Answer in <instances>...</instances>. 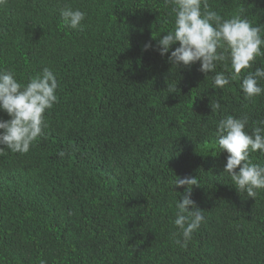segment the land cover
I'll return each instance as SVG.
<instances>
[{
  "label": "trees",
  "instance_id": "16d2710c",
  "mask_svg": "<svg viewBox=\"0 0 264 264\" xmlns=\"http://www.w3.org/2000/svg\"><path fill=\"white\" fill-rule=\"evenodd\" d=\"M208 2L264 36V0ZM65 6L87 13L81 28L63 25ZM170 13L165 0L0 6V69L26 84L48 67L59 83L44 135L27 153H0V264H264V189L255 198L238 192L214 143L227 115L246 114L249 132L264 119V96L246 100L239 87L264 57L215 89V73L205 76L199 62L168 61L178 42L163 57L157 51ZM215 71L227 74L220 63ZM249 158L264 165L260 152ZM176 176L198 179L192 199L205 217L186 248L173 235L186 187H172Z\"/></svg>",
  "mask_w": 264,
  "mask_h": 264
},
{
  "label": "clouds",
  "instance_id": "9594fccd",
  "mask_svg": "<svg viewBox=\"0 0 264 264\" xmlns=\"http://www.w3.org/2000/svg\"><path fill=\"white\" fill-rule=\"evenodd\" d=\"M6 3L7 0H0V6ZM165 5L171 6L173 26L166 34L155 36L159 37L157 51L163 57L178 42L179 46L167 55L168 61L175 67L185 68L199 62V71L205 76L215 73L213 88L222 90L232 80L239 79L242 70L250 69L258 57H264L261 28L240 15L225 19L212 10L208 0H165ZM86 16L79 8L60 9L63 25L73 30L82 27ZM151 47V43H146L144 50ZM218 63L227 74L215 71ZM261 80H264V67L243 76L239 87L246 100L264 96ZM58 87L57 77L48 67L30 76L26 84L19 82L13 71L0 69V111L9 117L0 118V153L4 148L13 153H27L32 143L44 135L48 127L44 114L58 102ZM211 109L212 112L219 110V101L211 103ZM248 123L246 114L225 116L216 125L214 143L220 152H227L223 172L228 174L237 191L255 198L257 190L264 189V165L254 163L249 154L264 155V119L254 122L250 132L246 131ZM173 186H186L182 198L175 203L172 221L177 228L173 235L180 237L175 243L186 248L205 219L203 210L192 199V188L200 183L196 177L176 176Z\"/></svg>",
  "mask_w": 264,
  "mask_h": 264
}]
</instances>
